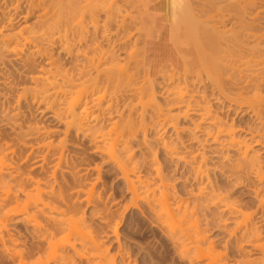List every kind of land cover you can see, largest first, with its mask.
Wrapping results in <instances>:
<instances>
[{"label":"bare ground","instance_id":"bare-ground-1","mask_svg":"<svg viewBox=\"0 0 264 264\" xmlns=\"http://www.w3.org/2000/svg\"><path fill=\"white\" fill-rule=\"evenodd\" d=\"M31 1L33 3V0H30V2ZM37 1L38 0H36V2H35V0H34L35 4L37 3ZM40 1L42 2V0H40ZM51 1H53V0H51ZM61 1L62 0H60V2ZM83 1H85V0H83ZM86 1H87L86 4L89 6H91L90 4H92V2H93L94 4L98 5L97 6V5L92 4L93 7L97 6L100 8V10H102V8L103 9L105 8L106 11L104 10L105 13L103 12L104 17L105 18H106V16H108V17L106 18V21L104 20L105 18L103 19V21L105 22L104 25H106V22L108 21L107 23H109V24H107V27L109 26V28H110L112 25H114V24L116 25L118 23L116 26L114 25L116 30L113 29L114 27L110 28L111 29L110 35L113 34V36H114V34H116L119 31L120 34L123 33V36H122V34L120 36L118 33V35L120 37H122L123 40L121 38L116 39L117 35H116V37L114 36V38H115L114 39L111 35V37L113 38L112 40L114 41V42H111V39H110L111 37H108L110 40V42H109L110 46L112 44V47H111L112 50H111L110 55L108 53V56H107L106 52L108 49H110V46H108V44H107V47H105L107 49H105V50L102 49L103 47L100 48V41L102 43V40H103L102 37L106 36V35H104L105 32H102L104 30L100 29V27H99V24H101V23L99 22V24H96V25L91 24L93 22L96 23L97 20L99 21V19H97L96 16L98 14L102 13L103 10L99 11V8L89 7L85 4H84L85 6H83L82 4L80 6V3L78 2V0L77 1L76 0H70L69 3L66 0H65V2L63 0L62 4L58 1L59 4H61L59 6L60 8L64 6L62 8L63 11L61 9L62 13H60V14L64 13V17L66 16L65 12L67 10H65L66 9L65 5L67 3L69 5V6L68 5L66 6L67 9H69L70 5H72V7H74L73 10L74 9L77 10V11H75V10L72 11V12H76V13H72L70 11L72 8H70L69 9L70 12L69 11L66 12V14L69 12L70 18H71V16L73 17L71 19L73 22L70 20L72 22V24H74V20H77L79 18L84 19L85 16L87 18L90 17V16L88 17L89 14L86 15L87 12L90 13V11L88 10L87 7L93 8V9L96 8L95 10L97 12L95 10L92 11V9H90L92 12V13H90V15L94 14L95 17L94 16L93 17H94V20H95V18L97 19L96 21H94L92 19V15H91L90 19L92 21H88L89 19L88 20L84 19V21H83L84 23H83L82 19H80V23H79V20H77V22H78V24L76 23L77 27H75L73 25L71 26L69 24L70 23V22H68L70 19L69 16H68V18H63V19H67V22H66V20H64L65 22L62 20L63 23L61 21L60 23H57L58 25L55 24L56 19L54 20L55 23L52 22L53 25L55 24V28H57L60 24H61V26L63 25L64 31H65V27H66L65 24H67V23H68L67 28L71 26V28L70 29L68 28V30H72V27H75V30H74L75 32L71 31L70 33L71 34L76 33V35H74V34L72 35L71 39L73 37L74 38L72 40H70L69 43L72 42L73 44L74 43L77 44L76 42L79 40L78 41L79 46L76 45L77 46L76 47L72 44V47H71V44H70L71 49L69 50L68 49L69 46H68L67 48L65 47L66 48L65 51L69 54V56L73 55L74 57L82 58L85 61L82 60L83 63L81 62L82 63L81 65L77 64V67H76V65H74L75 68L71 67L72 69L69 68L70 70L69 69H63L65 67H63L61 65L63 67L62 68L59 65V64H61V63H59V61L56 62L55 58L53 59L52 56H50V53L46 52L47 50H43L45 48V46L43 45L44 48H42L43 43L41 44L40 42H43L44 38H41V40H42L41 41L40 37H42L45 34L46 30H48V31L50 30V32H51L54 29V26H53V29L51 30L52 26H50V25H52V23L49 24L52 21V19H51L50 22H49V20H47V22L44 23V25H49L48 27H50V29L48 27H47L48 29L45 28V26L43 25L42 22H44L43 18H46L45 17L46 15H45L44 11H42L43 16L44 15L45 16L40 17V14H41V12H40L39 18H37V20L38 19L39 20L38 21L35 20L36 23H38L39 27H40V24L42 23L41 24L42 28L41 27L39 29H37L38 27L35 28V26H37V24L35 23V26H33L35 31L33 30L32 26H30L28 28H22L21 27L22 29H20L21 35L23 34L22 33L23 29H24V31H28V32L31 31V32H29L30 35L32 32L34 35L37 30H38L37 33L39 32L40 29H42V32L45 30L43 32L44 34H41L42 32H39L40 36H36L35 38L33 36H30L29 33L25 32L29 36H27L24 33L25 36H27L29 38L33 37V38H31L29 44H33V43H31V41L34 42L33 45L35 46V44H36V48L32 46L31 47L32 50H33V48L35 50L38 49L39 44H40V47L42 48V49L41 48H39V49H41V51L43 50V53L39 49L38 50L40 52L38 50H37L38 53H37V51L35 52L37 55V57H36L37 60H38V57H40L41 59L44 58V60L46 61V67H44L45 64H43L41 62L43 64V66H41V68L44 67V69L43 68L39 69V73L37 75L35 73L36 76L35 75L32 76V80H30V82H34L36 85L39 84L37 86L38 88H40V87L42 88V86H43V88L45 87L47 89H52L53 91L55 90L54 93L56 92V93H60L62 96L64 95L63 96L64 100L66 99V97L71 95L70 97H68V99L72 97L71 100L69 99L70 101H68V103L66 102L68 99L64 101L67 103V105L64 106V108L61 107L63 109L60 108L62 110L61 114L63 116L57 115L58 118L63 117L62 119L66 123L65 126L67 125V127L69 129H71V128L75 129L74 131H76L77 133L76 132L75 133L73 132V133L76 135L78 133L82 134V133L86 132V134H84V135L82 134V136L87 137V135H88L87 131H89L87 129H90L91 132L89 131L88 133L91 134V136L93 137V140L95 139L94 136L96 135L95 137H97V139L94 140V143L97 144V146H96L97 148L95 147L97 149V151H95V152L96 153L99 152L101 154H104L106 156V160L111 162L112 164H114L115 167H117L119 173L121 174V176L123 178V181L126 184V189L128 190V193L131 194L130 200L132 201V207H134V209H135V208H139V206L141 205V206H145V208H147L148 214L151 215V219L153 220V224L154 225L156 224L157 227H160L162 230H164V232L166 233V236L168 237V240L172 243L174 250H176L177 256L180 257L179 258L180 262L181 261H182V263L185 262V264H264V258H262V257H264V28L262 29V27H261V25H262L261 21L264 20V8H263L264 4H263L262 0H234V1L229 2V3H228L229 0L228 1L225 0V2L228 3L227 6H228V10H229V12H228L229 15L227 13V11H228L227 6L222 5V8H223L222 9L219 4L217 7L216 6L217 3H216L215 4V6L217 7V9H216V7L213 5L214 1H210V0H208V1H206V0H203V1L202 0H168L167 4L162 3L159 0H86ZM96 1H99V4L101 6H99V4L96 3ZM195 1H201V4H203L202 2L205 1L203 4L204 7H202V6L196 7V8H198V11H197L195 8H193L194 7L193 4L194 5L198 4V6L201 4H199L200 2L194 3ZM27 2L28 1L26 0V4H27ZM41 2L38 1V4H36V7H37L36 10L37 11H38V8L41 9V7H39ZM207 2L209 4H212L213 6L212 5L209 6ZM17 3H18V1H17ZM32 3L30 4V6H32L31 11L29 10L30 7L29 8H28V6H25V7H27V9L30 12L34 13L36 10L33 11L34 10L33 7L34 8H36V7ZM42 3H41V5H43V7H45L44 3L43 4ZM64 3H66V4H64ZM24 4H25V2H24ZM47 4H49L48 1H47ZM50 4H52V3H50ZM138 4H140V5H138ZM205 4H207L206 8H205ZM28 5H29V2H28ZM58 5L56 4V6H58ZM13 7H12V9L14 10ZM47 7H49V6L47 5ZM81 7H83L84 12L87 9L86 13L83 12L85 14L84 17H82L83 13H81V12L83 10H81L82 9ZM138 7L140 9H138ZM201 7H202V9L203 8L206 9V10L202 11V13L204 15L199 13ZM211 7H212V11H213V7H215L214 9H216V10H219V8H220L223 11L219 10L218 12H221V13L223 12L224 15H225L224 7H226V9H225V11L227 10L226 15H228L229 18L227 16H224L223 14H222V17L224 16L223 18L227 17L229 19L231 29L224 31V29L221 28L222 31L217 32V31L213 30L214 32L212 31L210 33V30H212V29L217 30V27H219V26H217L216 28H214L215 26L211 25V23H212L211 21H214L213 20L214 17L218 16V15H215L213 17L212 15H214V14H212V15L208 14L211 12ZM15 8H16V6H15ZM49 9H52V8L49 7ZM55 9H56V7H55ZM194 9H195V11H194ZM29 11L27 12L28 14H26L27 16L30 15ZM53 11H54V9H53ZM55 11L60 12L59 8L56 9ZM98 11H99V13H98ZM114 11H115V13H114ZM136 11H137V13H136ZM166 11H167V13H166ZM94 12H96L97 15ZM213 12H216V14H219L215 10ZM12 13H15V12L13 11ZM77 13L78 14L81 13L82 16L79 15L80 17L77 18L78 17ZM119 13H121V14L123 13L124 16H120ZM134 13H136V15H134ZM19 14H20V12H19ZM47 14H49V13H47ZM73 14H76V15H74L75 19H74ZM3 15H5V14L3 13ZM195 15H196V17H195ZM208 15L211 16L213 19H211V17L208 18ZM220 15L221 14H219V16H218L219 19H220ZM52 16H53V14H52ZM57 16L59 18V13L57 14ZM197 16L198 17L206 16V18H208L207 22L210 21L209 19H211V21L209 22L210 27L209 26L207 28L204 27V25H208V24H206V22H205V24L203 23V19L205 17H203V19L201 17V19H202L201 20L202 22H201V21H198V20H200V18L197 19ZM11 17H13V16H11ZM14 18H15V16H14ZM48 18H46V19H48ZM98 18H100V17H98ZM168 18L171 20L170 22H172V23H170V24H172L174 26V28H173L174 30L176 29V31H178V30L180 31V28H182V29L184 28L181 31L182 36L180 34H179V36L175 35V36H177V40H176L177 42H175V43H178L177 46L179 44L183 45V46H181V49H185V52H187L186 53L187 55H186L185 53H183L184 50H182L183 55H185V56L191 55L190 58L187 57L188 59H190V62L188 61L190 64H186L185 67L188 69L185 72H184V67L182 70L179 69L178 64H177V62H178L177 59H175L174 57L166 56L167 52H165V51H170V48H171V47L167 48V45H168V42L170 39L167 42L166 31L168 32V28H166L165 24H167L166 19H168ZM206 18H205V20H206ZM217 18L215 17V19H217ZM16 19H18V18H16ZM20 19H23L22 21H24L26 19V16L25 17L23 16V18H20ZM20 19L18 20V22L20 21ZM60 19H59V21H60ZM13 20L14 19H11V21H13ZM41 20H42V22H40ZM85 21H86V23L90 22V24L89 23L86 24ZM115 21L116 22L119 21V22L116 23ZM221 21H223V20H221ZM57 22H58V20H57ZM81 22L83 23V25L84 24L89 25V26H87V27H89L88 31L92 25H94L96 28H97V26L99 27L100 30L97 28L99 30V34L103 33V35H104V36H102V34H101V40H100V35L98 34L99 35V39H98L99 43L96 40V38H98L97 33L91 32L94 30L93 26L91 27L92 30L90 29L91 30L90 33L91 34L93 33L94 36L96 35L95 37H93V34H92L93 40L91 39L92 41H90V39H89V41H90V43H89V41H87V39L89 37L86 39V37L89 35H87L86 37H82V36H85V35H82V33L87 34V32H86L87 27L85 28V30H86L85 31L83 29L85 26H83ZM112 22H114V23H112ZM126 22H131L132 25L130 23L129 24L132 27L134 26L133 23H135V25H136V23H138L137 24L138 26L137 27L135 26V28H137V29L134 30V33H136V36L132 34V32H133L132 30L130 33L129 30H130L131 26H129V24H128L129 28H127V29H129L128 30L129 32H127L126 30L124 31V28L126 26ZM199 22L201 23L200 25H199ZM217 22L220 23V20ZM7 23H9L8 26L13 25V23L10 22V19L8 20ZM7 23L3 24L4 26L1 25L3 29H4V27L6 29H8V27H6ZM10 23H11V25H10ZM202 23H203V26H202ZM146 24L149 25L150 27H147ZM220 24L222 25V23H220ZM79 25H82V26H80V28L82 27L81 29H83L85 32H82L83 30H81L79 28ZM139 25H140V28H138ZM217 25H219V24L217 23ZM234 25L237 26L235 28L237 30L234 29ZM61 26H59V27L61 28ZM144 26L149 28L148 32H147V29H145L146 27H144ZM199 26H201V29L199 28ZM29 28H30V30H27ZM76 28L80 29L79 32H77L78 30ZM209 28H211V29L209 30ZM120 29H122V30H120ZM132 29H134V28H132ZM203 29L205 32H203ZM20 30H18V31L20 32ZM107 30H108V32L105 29V31L108 33L107 34V36H108L109 35V29H107ZM114 30L116 31V33ZM199 30H200V32H199ZM208 30H209V32H208ZM1 31H3V30H0V43H1V46L4 47L5 45L10 44V42L12 41V37L8 36L6 34L3 35L1 33ZM48 31H46V32H48ZM111 31L113 33H111ZM120 31H123V32H120ZM145 31L147 33H145ZM124 32H126V34ZM13 33H14V31H13ZM79 33H81V34H79ZM140 33L143 36H141V35L138 36ZM174 33H176V32L174 31ZM208 33H209V35H208ZM15 34H16V36H15L16 39H15V37H13V41L16 40L18 43H20L19 44L20 47H23V45H25L26 43L28 44V40H27L28 38L25 36H24L25 39L27 38L26 39L27 42L24 39L26 43L24 42L21 45V42L19 41L20 40L19 38H21V37L24 38L23 37L24 34L22 36L20 35V33H19V35H17V33H15ZM60 34H63V33H60ZM127 34L128 35L132 34V35H130V37L133 36V37L137 38V39L134 38L135 40L132 39L134 41V44H132L133 41L126 40V38L127 39L130 38ZM45 35L48 36L47 33ZM107 36H106V38H107ZM125 36H127V37H125ZM180 36H181V38H180ZM17 37H19V38H17ZM37 37H39V38H37ZM76 37L78 39H76ZM22 38H21V40H23ZM62 38H63V36H62ZM183 38H186V40L184 39L182 41ZM32 39H34V41ZM47 39H48V37H47ZM47 39H44V40L50 41L49 39L48 40ZM65 39H67V38H65ZM74 39H76V40L73 42ZM94 39H95L96 43L94 42ZM179 39H181V40H179ZM35 40H36V42L39 41L38 45L35 42ZM108 41L106 39V42H108ZM122 41H124V43L127 42L129 44V45H126L123 43L125 45V47H123L124 45L122 46L124 49L127 48L126 46H128V49H126L125 51L127 52V50H128V52H129V51L134 49L133 52L125 54V52L123 51L122 55H121L122 52L117 53L118 50L121 51L123 49V48H121ZM64 42H66V40ZM129 42L131 43V45H133V47H131L133 49L130 48V50H129V46H131ZM173 42H174V40H173ZM62 43L63 42H61V44ZM69 43L67 41V43L65 45H67ZM15 44H16V42L13 45L15 46ZM29 44H28V46H31ZM98 44H99V46H98ZM187 44H189V47H186V46H188ZM7 47H6V50L8 49ZM25 47L28 48L27 46H25ZM25 47H23V48H25ZM97 48L98 49L100 48V50H102L101 51L102 53L105 51L106 54L105 53H103V54L107 57H110V59H108V58L107 59L111 60V62L112 61L114 62V63L110 62L111 64H114V65H111L112 67H110L109 62H107L106 65L107 66L109 65V66L108 67L106 66L107 69H106V67H105V69H103L104 68L103 63H105L107 61V59L105 56H103V54L101 55V53H100V56L98 53H96V55L93 54L94 52L98 51ZM164 49H166V50H164ZM186 49H187V51H186ZM17 50H19V49H17ZM33 51H32V53H33ZM178 51H181V50H178ZM91 52H93L92 53L93 55L92 54L91 55L94 56L97 61H95L94 57H92L90 55ZM189 52L193 53V55ZM14 53H16V52H14ZM29 53H31V51ZM18 54H16V56ZM124 54H125V56H123ZM31 55H33V54H31ZM88 55H90L91 57L88 58ZM96 56L99 58H97ZM120 56L124 57V59L128 58L127 60H124L121 58L125 62H122V61H120V62H122L121 64L124 63L125 66H123V65L119 66L117 64V61H119L118 57H120ZM103 57H104V60L106 59L105 62H103L104 60L102 61ZM30 58H31V56H30ZM34 58L35 57H33L31 59H34ZM91 58L94 59V61H90V65L85 64V63L89 64V60H91ZM187 58L185 57L184 59H186V60H184V61H187ZM41 59H40V61H44ZM129 59H131L132 61L133 60L135 61V62L133 61V63H135L136 67L131 65L132 62H129ZM26 60H27V58H26ZM28 60H30V59H28ZM34 60H36V59H34ZM194 60L196 61L195 64L193 62V64L191 65V63H192L191 61H194ZM74 61H76V59ZM77 61H78V58H77ZM126 62H127V64H126ZM165 63H168V65L167 66L164 65ZM128 64H129L130 69L135 68V71H133L134 69L133 70L131 69V71H133V73L137 72V73H134V75H136V76H134V75L132 76L131 72H129V74L127 73L128 72V70H127ZM183 64H185V63H183ZM187 65H188V67H187ZM193 65L194 66L196 65V66L192 67ZM197 66H199V67H197ZM101 67H102V69H101ZM126 67H127V69H126ZM141 67L144 69L145 75H146L145 76V75L141 74V77L145 76L146 79L148 77L150 82L148 81V79L146 80L144 77L143 78L139 77V73H140L139 71L142 70ZM200 67L202 70H200ZM38 68H40V67L38 66ZM137 68H140V70H138ZM191 68H193V69H191ZM195 69L199 70V72L196 71ZM179 70H180V72H183V74H184L183 76L181 73L177 74V72H179ZM192 70L193 71L195 70V72H197V73L193 72ZM190 71H192L196 75L193 74L191 76L192 73L189 74ZM169 72L170 73L176 72V73L173 74L174 76H172V74H170ZM141 73H143V71H141ZM202 73L203 74L205 73L204 75H206L205 76L206 78H204L205 81H204V79H201V77L202 78L204 77L202 75ZM176 74L178 75V78L176 77ZM197 74L200 76L199 78L197 77ZM156 75H159L158 78H160L159 80H161L160 85H163V89L166 88V91L168 90V93H170V95H167L166 94L167 92L164 93V94H166L165 95L166 98H164L165 99L164 102L166 101L167 105L170 106L167 109V105L166 104L164 105V106H166V110H168L167 112H164L163 109L161 108V105H158V103H156V104L152 103L154 106L151 105L150 102L151 101L153 102L155 99V97H153L154 96L153 95L154 89L151 86H150L151 88L148 89V87H146V85L143 83L144 81H146V82L151 83L150 85H152L153 82H151L152 79L150 80V78L154 77ZM137 76H138V79L140 80V82L142 80H144V81H142V84L140 83V85H142V86H140V85L138 86L139 80H137ZM180 76H181V78H179ZM190 76L192 78H194V76H195L196 78H198V80L200 79L199 82L200 83L203 82V86L206 84L205 83L206 79L210 80V82H207L206 86L208 87L209 83H211L212 90H210V91H213V92L215 91L216 95L214 97V94L212 92L211 95H209V96L211 97L213 95L212 97L215 99H213L212 97L211 98L216 103L220 104L226 110V112H227L226 114H228L231 117H229L227 115L222 116V115L218 114L216 111H214L212 109L211 105L209 104L210 103L208 100L209 96L207 97L204 92H203L204 94H201L202 96L200 95V98L198 96L199 93L196 92V90H194L196 92V93L194 92V95L198 93V95H197L198 97L193 95L192 89L195 86V82H196V88L198 86L200 87V85H202V83L200 84L198 81H195L197 79H194V80L190 79V81H191L190 84H187V86L185 88L186 83H189V81L187 79L191 78ZM155 80H158V79H154V81ZM186 81H188V82H186ZM131 84H133V85H131ZM136 84H137V87L135 86ZM153 85H154V83H153ZM170 85L171 86L174 85L176 88H174V86L171 87ZM176 85L177 86L182 85V89L180 88L181 86H179L177 88ZM190 85L191 86L194 85V86L191 88ZM132 86H134L136 91H137V89H138V91H140V92H137L138 94L140 93L138 96L136 95V91L134 90V88H132ZM206 86H204L203 88H205ZM35 87L36 86H34V88ZM128 87H130L129 89L131 91L134 90L132 93H131V91L129 93L132 95L135 94L134 97H136V96L138 97V99H137V97L134 99H137L139 103L141 102V100H143L142 102H145L144 104L146 105V107L143 106L144 104L141 102L142 105H141V103L140 104L136 103V104H134V106H133V104H131L132 105L131 106L132 108H131L129 106L130 105L129 100L131 98L130 96H132V95L128 94L130 97L128 100V102H129L128 106H129V110L131 108L130 111L132 113L129 112L127 109V111H126L127 112L126 114H128V116H127V115H125V113L123 111L122 113H124V114L123 115L121 114L123 116V119H124V115L126 116V118L127 117L128 118H127V120H125L126 118L124 119V121L122 120L123 123L120 121L121 122V123H119L120 125H118L115 122H112L113 125L108 124L109 125L108 128L110 126H112L110 128V131L107 128L109 133H106V132H108L107 130L106 131L104 130L103 132L105 133V135L110 134V133L112 135H110L109 137H106L103 134V132H100V130H102L100 125L103 126L104 124L103 123H102L103 125L97 124L98 127L93 126V124L97 123V122L101 123V121H103V120H101V121H99V120L104 118V117L101 118V116L103 115L102 113H105L106 110L104 112H102L101 114H100V111L101 110L103 111L104 109H108L110 111V109H111L110 106L115 105L116 99H118V100H116L117 103H118V101H120L119 96L121 97V95H120L121 92L124 93L126 88H128ZM145 87L148 89V90L146 89L148 93H146V90H144ZM167 87H169L171 89H167ZM41 88L38 90L39 91L41 90L42 93L45 92V89H43V88L41 89ZM112 88L114 90H112ZM183 88L186 89L185 90L186 92L184 91L185 93H183V91H182V90H184ZM190 88H191L192 93L188 92ZM211 88L209 87V89H211ZM177 89L179 91L181 89V91L180 92L176 91ZM28 90H29V88H28ZM28 90H27V92H28ZM32 90H31V92H34L36 89L35 90L32 89ZM111 90H112V92H111ZM95 91L97 93H94ZM113 91H115V92L117 91L119 93V96H116V95H118L117 92H116L117 94L115 93V96H114ZM109 92H111L113 94H111ZM181 92H182V94H181ZM34 93H36V92H34ZM126 93H124V96L127 95ZM145 93L149 97H145V95H146ZM171 93H173L172 96H171ZM187 93H189V94H187ZM102 94H103V96H105L107 94L108 97L107 96H105V97H107L108 98L107 100H109V102H110L109 103L107 101L108 104L105 105L107 107H104L103 109H102L103 105H102V107H100L101 106L100 104H102L101 99H103V100L105 99L104 97H102ZM49 95H51V94H49ZM91 95H94V96L97 95V97L99 95H101V98H98L99 102L100 101L101 102L99 103L97 100V97H93ZM111 95L114 98V100H113V98L109 99V98H111ZM140 95H142V97L143 98L145 97V98L144 99L142 97L140 98ZM89 97L95 98L96 102L92 101L93 102L92 103L90 101ZM93 98H92V100H93ZM146 98H148V99L146 100ZM88 99L91 102L90 104H89ZM134 99L132 96L131 100H134ZM149 100H151V101H149ZM104 101H106V100H104ZM62 102H63V100H62ZM94 103H97L96 108H94L95 106H93L92 107L93 109L91 110L90 109L92 106L91 104L95 105ZM98 103H99V105H98ZM111 103H114V104L112 105ZM132 103H133V101H132ZM87 104H89V105H87ZM137 104L140 105V109L142 108V110H143V107H144V109H146V111H148L150 113L147 114L148 112H146L145 110H143V111L141 110L139 113V111H137L138 108H135V107H137L136 106ZM116 105L118 106V104H116ZM148 105H151L153 108L150 109L151 107H148ZM62 106H63V104H62ZM125 107H127V106L125 105ZM148 108L150 109V111ZM172 109H174L175 111H172ZM93 111H95L96 113ZM57 112L60 113L61 111L57 110ZM145 114H147V115H145ZM119 115H120V113H119ZM131 116H132V118H131ZM137 116L140 117V120H138L139 118H137ZM147 116L149 118V122L148 121L145 122V119H146L145 117H147ZM135 117L137 119H135ZM193 117L196 118V121H195L196 123H194V125H192V128L189 130V131H191L190 134L193 137V138H189V140L190 139H191V141L192 140L193 141L198 140V143H200L201 148L199 150H196V152L193 150L186 149L187 147H184L185 146V145H183L184 142H182L183 139H179V137H178L179 133H180V129H179L180 127L178 125L179 119H181V118L185 119V120L190 119L193 122V119H191ZM133 118H134V120H137L139 122L136 123L137 121L135 122L133 120ZM89 120L90 121L92 120L94 122V123L93 122L91 123L92 124L91 126L89 124ZM237 120H239V121H237ZM104 121H106V120H104ZM114 124L118 125V128L120 131L117 130L118 129V128H116L117 125H114ZM94 125H96V124H94ZM113 126L116 129H114ZM90 127H92V128H90ZM68 128H66V129H68ZM94 128H96L97 132H100V133H96V132H94L95 134L92 133L94 131L93 130ZM166 128L171 129V131L174 132V135L177 138L175 139L176 142L174 141V143L171 141H166V140L165 141L163 140L162 142L160 141L159 143H157L160 146L159 149L161 151V154H163V156H165L166 159L169 160V163H171L173 165L174 170H176V169L177 170L178 169L184 170V172L188 174L187 179L191 180L192 182H194L197 185L195 189H190L186 192L179 193L178 190H176V187L174 184L175 182H171V178H172L171 175L172 174L169 175L167 173L169 176L167 174H165L166 170L164 171V168L161 167V165L157 161V158L155 155L156 150L153 151L154 150L153 147L151 149L147 145L148 142H147V144L145 142L146 140L144 137L147 133V130H149V129L150 130L151 129H157V130L162 129L163 130ZM96 129H95V131H96ZM104 129H106V128H104ZM112 130H114V131H112ZM116 130H117V132H116ZM40 131H42V133L41 132L39 133V131L37 129L36 134L38 135V133H39V134L44 135L47 130L46 129L41 130V128H40ZM140 131L142 134L146 132L145 134H143L142 140H144V141H141L140 144L148 147V150H147L148 155H147V157L144 158V161H143L144 164L139 162L140 164H143L142 165L143 167H139V164L136 163L138 161H135V163H133V161L131 159V156H132L131 151L132 150H130V146H129L130 142L133 139H135L136 135H138L137 133H140ZM182 131H183V129H182ZM182 131H181V133H182ZM52 132L54 133V131H51L50 133H52ZM112 132H114L115 134ZM50 133L47 132V135L46 134L45 135L48 137V135H50ZM66 133H68V132L66 131ZM101 133H102V135H100ZM97 134H99V135L97 136ZM64 135H66V134L64 133ZM113 135H114V137H113ZM115 136H117V137H115ZM40 137H42V136L40 135ZM51 137H52V135H51ZM107 138H109V139H107ZM43 140H41L42 141L41 143L36 144L37 145L36 147H38V145H39L41 149L43 148L42 150H39V151L42 152L43 150H45V152H46V153L44 151L42 152L43 155L45 153L44 158H42L43 155L41 153L42 157H40L39 162L44 163L46 158L51 160L52 158H54L58 154L57 158H54L53 161L51 160L52 162H54L53 163L54 167L52 168L53 171L50 174V177L53 179V182H55L57 184L58 181H57V179H55V176L59 172L58 168L60 167L62 162L66 163V160H64V158H63V157H65L64 156L65 155V153H64L65 146H64V144H62L63 141L61 143L60 140L57 143V145L52 144V142H50L49 140H48L49 142L46 141L47 139L45 140L46 143H44ZM35 141H36V139H35ZM155 142H157V141H155ZM42 143L44 144L43 147L41 146ZM207 143L208 144L209 143L214 144L215 146H217L215 149H213V152H212V155L214 157H216V158L218 157V159L227 160L228 162L230 161V163H231V164L228 163V165L220 164L219 166L216 167V169L221 173V175L225 176L227 181H229L231 183V186L233 189L245 187L249 193L247 195V197L254 200V202H253L254 204L246 203V202H243V201H240V200L234 198L232 191H227L226 187L222 186L218 180H215V179L213 180L208 176L209 170L207 169V167H208L207 166V160L204 157V153L199 154L201 151H203L204 145ZM27 144H28V142H27ZM27 144L25 142V147L23 146L24 144H22V147L25 149L27 147L26 146ZM28 147H29L28 151L29 150L31 151V149H30L31 147L30 146H28ZM32 148H35V147H32ZM37 149L38 148H35V150H37ZM35 150L33 149V151H35ZM33 151H32V153H33ZM50 152H55V153H54L53 157L51 156L49 158V155L51 154ZM63 153H64V155H63ZM148 156L150 158L149 160L147 159ZM39 162L37 161L35 163L36 166L34 165V163L32 165H30V168H31V166H33L32 169H29L28 168L29 166H28L27 169H29V170L27 172L21 173V171L27 170L24 168L25 170L22 169L19 172L15 170L16 173H15V171H13L15 173V175H12L11 174L12 172L9 174L10 178H14V179L18 178V180H19L18 184L16 185L17 187L15 186L16 187L15 193L11 192L14 188H10V186L7 183L3 182L4 177L2 176V174H0L1 175L0 176V198L2 197V199L0 200V209H2L4 207V210H5L3 212L4 216L0 219V241L2 242V245L4 244V242L9 243L8 245H11L8 247V251H9V248L12 247V248H10L11 251H9V252L7 251L8 252L7 253L8 258H12L14 261L13 262V261H11L12 259L11 260L9 259L10 262L11 263L13 262L12 264H75L71 260H70L71 262L69 261L70 262L69 263L67 258H73L74 256H76L77 257L76 259L79 260L78 264H114V261L112 259L113 256L112 257L109 256L108 250L104 246V243L102 241H100L98 239V237H96V238L89 237L88 232H85L87 225H85L86 223L84 222V217L81 214L82 212L79 211L80 208H79L78 201H77V199L80 197L79 195H83V193L81 191H79V192L75 191L76 193L74 195H76V197H78V198H76V197L74 198V195L71 193L70 198L71 199L74 198V200H72L71 202L66 201V200H68V197H65L66 194L64 195V192H62L61 189L58 188V190H56L54 188V185H56V184L51 182L52 181L51 178H49L47 176V178H49V180L46 178H45L46 180L45 179L43 180V178H42L43 176L41 178H39L42 174L41 175L37 174L39 177H37V175L35 177V173H34L35 171L33 172V170H36L37 167L40 168L42 165L44 166V164L46 163L45 162L44 164L42 163V165L41 164L39 165ZM67 164H69V163H66L65 166H67ZM140 169L143 171H140ZM37 170H39V169H37ZM57 170H58V172H57ZM69 170L73 172V170H71V169H69ZM69 170H66V172ZM70 171H69V174H70V177L73 178V181L76 177L80 179V176H81L80 171H78L80 174L78 173L77 176H76V174H71L72 172L70 173ZM56 172H57V174H56ZM74 172H77V170ZM98 174H99V172H98ZM78 175H80V176H78ZM81 178H83V176ZM79 179H77V181H79ZM187 179H186V181H187ZM50 182H51V184L53 183L54 185L52 186L50 184ZM187 182H189V181H187ZM84 185H87V184H84ZM74 186H76V185H74ZM88 186H90V185L88 184ZM88 186H87V188H88ZM26 188H28V189H26ZM89 188H91V189L88 190L87 192H85V194L87 195L86 200H84V198H83L84 201H87V206H88V204H91L90 203V199H91L90 196H91V193L93 192V190H92L93 187L90 186ZM78 190H81V189H78ZM80 192H81V194H79ZM18 194H21V196L23 194V197L19 198ZM83 197H85V195H83ZM183 197H185L186 199H184ZM251 205H253L252 207H254V211H252V213L249 212L247 214L246 211H247V209H249V206L251 207ZM101 206H102V204H101ZM105 207H106V205H105ZM127 207H130V206L127 205ZM126 208H125V210H126ZM106 210L109 211V209H106ZM106 210H103V211H106ZM122 210L125 212L124 208ZM252 210H253V208H252ZM202 212L203 213L204 212L210 213V215L213 216V219L210 222L215 224L214 227L215 228L217 227L216 230L218 229V230L222 231L223 233L228 234L229 238L231 239V241L229 239L231 244H232V240H233L232 246H230V247L228 246V248H227V243H226V245H225L226 247L225 246H224V248L222 247L223 250H220V249L218 250L215 247L216 245H214L215 242L214 241L212 242V240L210 241L209 238H207V236L205 235L206 233H204L205 230L203 231L201 223L203 221H205L204 224L208 225L209 220H207V217L205 215L201 214ZM109 213L111 214L112 212L110 211ZM106 215H108V214H106ZM101 216H102V214H101ZM202 218H204V220ZM13 222L14 223L19 222L21 224H25L27 228H30L31 232H29V233L33 235L32 240L34 239L38 242V245H36L34 250L32 249L33 250L32 252H29L31 249L29 251H27V247L22 248V249H20V247H19V249L17 248L19 241L14 237L13 234L8 232V230L6 229V225L8 223L10 224ZM228 225H231L232 228L229 227L230 228L229 229ZM116 229H117V227H116ZM111 234L117 236L115 232H113ZM57 236H58V239H57ZM69 237L70 238L73 237L74 241H71V239H70L71 242H69ZM87 238H89V239H87ZM42 243H44L46 245V248H45V245H43ZM39 244L43 245V246H41L43 251L46 250L45 252L41 251L44 254V256L43 257H36L32 261V259L30 260L29 257L30 256L32 257V254H35L33 256H36V253L40 252L41 247ZM28 248H32V247H28ZM5 250H6V248H5ZM70 251H72L73 255L69 254V253H71ZM234 252L237 253V254L236 253L235 254L239 257V260L233 259V258H236V256L235 257L233 256ZM256 253H259V254H257V256L260 255L261 253H263V255L261 254L262 257L258 258L256 256H254V255H256ZM231 254H232L233 258L231 256ZM123 257L124 256H121V261H120L121 264H129V261L126 263L124 261ZM42 258H44V259H42ZM66 259H67V261H66ZM7 262H8V260H7Z\"/></svg>","mask_w":264,"mask_h":264},{"label":"rangeland","instance_id":"rangeland-1","mask_svg":"<svg viewBox=\"0 0 264 264\" xmlns=\"http://www.w3.org/2000/svg\"><path fill=\"white\" fill-rule=\"evenodd\" d=\"M9 1V2H8ZM17 1H18V3H17ZM21 1V2H20ZM25 2V4H24V2ZM0 0V30H3V31H1V33L4 35V34H6V35H8V36H11L12 37V41H13V37H15L16 36V34L15 33H17V35H19V33H20V35H21V30L20 29H22V28H28V27H30V26H35V23H36V21H38L37 20V18H39V14H40V12H41V14H40V17L41 16H43V12L42 11H44V13H45V17L46 18H48V19H46V18H43L44 19V22H42V20L40 21V22H42L43 23V25H44V23H46L47 22V20H49V22H50V20L52 19V21L49 23V24H51L52 22H54V20L56 21V23L55 24H57V23H60L62 20L64 21V20H66V22H67V19H63V18H68V16H69V12L71 11H77L76 9H74L73 10V8L74 7H72V5H70V8H72L70 11H69V9H67V5H68V3L70 2V0H66L68 3L66 4V3H64V4H66L65 5V10H67V11H69L67 14H66V12H65V17H64V13L63 14H60V13H62V11H63V7H59L61 4H62V2H63V0L60 2V0H53V1H51V0H42V2L44 3V6L45 7H43V5H41V1L40 0H38L39 2H41L40 3V6L39 7H41V9L40 8H38V11L36 10L37 9V7H36V4H38V1H37V3L35 4V2H36V0H35V2H34V0H33V3H32V1L30 2V0H27L28 2H29V5H28V2H27V4H26V0ZM47 1H48V3L49 4H47ZM61 3V4H59V2ZM77 1V0H76ZM86 1V0H85ZM85 1H83V0H78V2L80 3V6H81V4L83 5V6H85V5H87L86 3H87V1L85 2ZM159 1H161L162 3H165V4H167V2H168V0L166 1V0H159ZM203 1V0H202ZM206 1H208V0H206ZM210 1H214V6H215V4L217 3V7H218V4L221 6V8H222V5L223 6H227V4L229 3V2H232V1H234V0H226V1H228V3H226L225 2V0H210ZM46 2V3H45ZM64 2H65V0H64ZM199 3V4H201V1H195L194 3ZM205 2V1H204ZM204 2H202L203 4H204ZM262 2H263V4H264V0H262ZM33 4V5H35V7L36 8H34L33 7V11H35L34 13H32V12H30L32 9V6H30V4ZM42 3V4H43ZM50 3H52V4H50ZM55 3V4H54ZM96 3H98L99 4V1H96ZM101 3V2H100ZM208 3V2H207ZM211 3V2H210ZM221 3V4H220ZM56 4L58 5V6H56ZM85 4V5H84ZM89 4V3H88ZM92 4H94L93 2H92ZM92 4H90L91 6H89V5H87V6H89V7H93V5ZM203 4H201V5H199L198 6V4H193V8H195L197 11H198V8H196V7H200V6H202V7H204V5ZM225 4V5H224ZM18 5V6H17ZM47 5L50 7V8H52V9H49V7H47ZM94 5H97V4H94ZM136 5V4H135ZM138 5H140V4H138ZM206 5L207 4H205V8H206ZM208 5L210 6V5H212V4H209L208 3ZM212 5V6H213ZM14 6V7H13ZM15 6H16V8H15ZM25 6H28V8L30 7V11L27 9V7H25ZM52 6V7H51ZM54 6V7H53ZM69 6V5H68ZM98 6V5H97ZM97 6H94V7H96V8H99V7H97ZM99 6H101L100 4H99ZM215 6V7H216ZM12 7L14 8V10L12 9ZM43 7V8H42ZM55 7H56V9H58L59 8V10H60V12L59 11H55L56 9H55ZM58 7V8H57ZM89 7H87L88 8V10L90 11V13H92L91 12V10L90 9H92V11H94L95 9H93V8H89ZM202 7H201V9H202ZM208 7V6H207ZM215 7H213V11L215 10V11H219V10H221L220 8H219V10H216L217 9V7H216V9H214ZM11 8V9H10ZM19 8V9H18ZM46 8V9H45ZM82 9L81 10H83V7H81ZM263 8H264V5H263ZM43 9V10H42ZM53 9H54V11H53ZM61 9H62V11H61ZM85 9V8H84ZM138 9H140L139 7H138ZM195 9H194V11H195ZM200 9V11H199V13L200 14H203L202 13V11H204V10H206V9H202L201 10ZM209 9V8H208ZM207 9V10H208ZM223 9V8H222ZM225 9H226V7H224V12H225V15H224V13L222 12H218L219 14H221L220 15V19H219V14H216V12H213L212 11V7H211V12L210 13H208L209 15L211 14H214V15H212L213 17L215 16V15H218V16H215L217 19H215V17H214V19L211 17V16H209L208 15V18H210L211 17V19H213L214 21H211V19H209L212 23H211V25L213 26H215L214 28H216L217 26H219V27H217V30L216 29H212V30H210L211 28H209V30H210V33L213 31V30H215V31H217V32H219V31H222V29H224V31L225 30H228V29H231V25H230V22H229V17H228V15H229V10H228V6H227V13H228V15H226V11H225ZM9 12H8V11ZM16 10V11H15ZM30 12V15H26V14H28L27 12L28 11ZM47 10V11H46ZM50 12H49V11ZM80 10V11H81ZM87 10V9H86ZM86 10H85V12H84V10L81 12V13H86ZM98 10V9H97ZM103 10V11H102ZM102 10H100V8H99V11H102V13H100V14H98L97 15V11L96 12H94V13H96V18L97 19H99V21L95 18V20H94V17H95V15L93 14H91L92 15V19L94 20V21H96L97 20V22L95 23V22H93V23H91V24H99V22L102 24H99V27H100V29H102V30H104V31H102V32H105V34L104 35H106L107 36V32H108V30L107 29H109V35L107 36V38H106V36H104L103 35V33H101L102 34V36H104V37H102L103 38V40H102V43H101V41H100V48H102V49H107V48H105V47H107V44H108V46H110V40H109V38L108 37H111V35H112V37L114 38V36L116 37V35H117V38L116 39H118V38H121L122 39V37H120L121 36V34H122V36H123V33H119V31L116 33V28L114 27V25H112L110 28H113V29H115L114 31H115V33L116 34H114V36H113V34H111L110 35V28H109V26L107 27V24H109V23H107L106 22V25H104V21H103V19L105 18L104 17V10H105V8L103 9L102 8ZM15 12V13H12V12ZM26 11V12H25ZM99 11H98V13H99ZM106 11V10H105ZM221 11H223V10H221ZM19 12H20V14H19ZM104 12V13H103ZM3 13L5 14V15H3ZM8 13V14H7ZM11 15H10V14ZM19 15H18V14ZM37 13V14H36ZM47 13H49V14H47ZM53 14V16H52V14ZM59 13V18H58V16H57V14ZM72 13H76V12H72ZM81 13L80 14H78V17L77 18H79L80 16H82V17H84L85 16V14L83 13L82 15H81ZM90 13H86V15H88V17L90 16L91 17V15H90ZM114 13H115V11H114ZM136 13H137V11H136ZM136 13H134V15H136ZM166 13H167V11H166ZM195 13V12H194ZM205 13V12H204ZM206 13V14H207ZM71 14V13H70ZM222 14L224 15V16H227L226 18H223L222 17ZM2 15V16H1ZM49 15V16H48ZM74 15H76V14H73V16ZM80 15V16H79ZM107 15V14H106ZM105 15V16H106ZM119 15L120 16H124L123 15V13L121 14V13H119ZM133 15V14H132ZM197 15V14H196ZM196 15H195V17H196ZM204 15V14H203ZM11 16H13V17H11ZM14 16H15V18H14ZM22 16V17H21ZM23 16L25 17L26 16V19L24 20V21H22L23 19H20V18H23ZM43 16V17H44ZM51 16V17H50ZM62 18H61V17ZM94 16V17H93ZM200 16V15H199ZM20 17V18H19ZM53 17V18H52ZM56 17V18H55ZM90 17L89 18H87L86 16L84 17V19H89L88 21H92L91 19H90ZM98 17H100V18H98ZM108 16H106V18H107ZM202 17V19H203V17H205L206 18V16H201ZM201 17H198L197 16V19H199L200 18V20H198V21H201L202 19H201ZM222 17V18H221ZM16 18H18V19H16ZM61 18V19H60ZM69 18H70V16H69ZM73 17L71 16V18L69 19V21L68 22H70L69 24L72 26H75V27H77L76 26V23L78 24V22H77V20H79V23H80V19H82V22L84 21V19L83 18H79V19H77V20H74V24H72V19ZM106 18L104 19L105 21H106ZM205 18L203 19V23L205 24V22H206V24H208V25H204V27L205 28H207L209 25H210V21H208L207 22V20H208V18H206V20H205ZM10 19V22L11 23H13V25H11V23H10V25L12 26H8L9 25V23H7L8 22V20ZM11 19H14L13 21H11ZM20 19V21L18 22V20ZM41 19V18H40ZM59 19H60V21H59ZM74 19H75V16H74ZM117 19V18H116ZM36 20V21H35ZM57 20H58V22H57ZM72 22H71V21ZM115 20V19H114ZM119 20V19H118ZM169 20V21H168ZM220 20V23H222V25L219 23V22H217V21H219ZM221 20H223V21H221ZM226 20V21H225ZM228 20V21H227ZM63 21H62V23H63ZM76 21V22H75ZM171 20L168 18V19H166V23L167 24H165L166 25V28H168V32L166 31V37H167V42H168V40H169V42H168V45H167V48H170V51H165V52H167L166 53V56H169V57H174L175 59H177L178 60V62H177V64H178V67H179V69L180 70H182L183 69V67H184V72L188 69V68H186L185 66H186V64H190L189 62H190V59H188V58H190V56H185V55H183L182 54V50H184L183 51V53H187V52H185V49H181V46H183V45H178L177 46V44L178 43H175V42H177L176 40H177V36H175V35H178L179 36V34L181 35V31L184 29H182V28H180V31L178 30V31H176V29L174 30L173 28H174V26L172 25V24H170V23H172V22H170ZM225 21V22H224ZM263 21V22H262ZM261 21V23H262V25H261V27H262V29L264 28V20H262ZM5 22V23H4ZM39 22V23H40ZM65 22V21H64ZM81 22V23H82ZM116 22V21H115ZM117 22H119V21H117ZM116 22V23H117ZM202 22V21H201ZM214 22V23H213ZM219 24V25H217V23ZM224 22V23H223ZM7 23V26L6 27H8V29H6L5 27H4V29L2 28V26H4L3 24H6ZM27 23V24H26ZM41 23V24H42ZM84 23V22H83ZM83 23H82V25H83ZM85 23H86V21H85ZM87 23H89L90 24V22H87ZM86 23V24H87ZM112 23H114V22H112ZM132 25V23L131 22H126V26H125V28H124V31L126 30L127 32H129L130 31V33H131V30L133 31L132 32V34L133 35H135L136 36V33H134V30H136L137 28H135V26L137 27L138 25V23H136V25H135V23H133V27L130 25V24ZM203 23H202V26H203ZM32 24V25H31ZM37 24V26H35V28L36 27H38L37 29H39L40 27H41V24H40V27L38 26V23H36ZM55 24L53 25V23H52V25H50V26H52L51 27V30L53 29V26H54V29L50 32V30L48 31V30H46V31H48V32H46L45 30V34L47 33V35L48 36H46L43 32H42V29H40L39 30V32H42L41 34H44L42 37H40V40H41V38H44V39H47V37H48V39L50 40V41H45L44 39H43V42H40L41 44H42V48H44L43 47V45L45 46V48L43 49V50H47L46 52L47 53H50V56H52V58L54 59L55 58V61L56 62H58L59 61V63H61V64H59L60 66L62 65L63 67H65V68H63L62 66V68L63 69H69V68H71V67H74L75 68V66L74 65H76V67H77V64L78 65H81L83 62H82V58H79V57H74L73 55L71 56H69V54L65 51L66 50V48L68 47V49L70 50L71 48H70V44H71V47H72V42H70L69 43V41L70 40H72L71 39V37H72V35L74 34V35H76V33H73V34H71L70 32L71 31H74L75 30V27H72V30H68V28L70 29L71 28V26L70 27H68L67 28V24H65V31L63 30L64 28H63V25L61 26V24L59 25V26H61V28L59 27H57V28H55ZM86 24H84L83 26H85L83 29L85 30V28L87 27V26H89V25H86ZM118 24V23H117ZM116 24V25H117ZM128 24H129V26H131L130 27V30L129 29H127V28H129V26H128ZM201 23L199 22V25H200ZM2 25V26H1ZM58 25V24H57ZM56 25V26H57ZM82 25H79V28H80V26H82ZM115 25V26H116ZM145 25V24H144ZM147 25V24H146ZM172 25V26H171ZM221 25V26H220ZM45 26V28H47L49 25H44ZM93 26V31H91L92 30V27ZM91 27H90V29H89V31H88V28L89 27H87V34H83L82 33V35H85V36H82V37H86L87 35H89V36H87L86 37V39H87V41H89V39H90V41H92L93 39H92V34L90 33V31L91 32H95V33H97V35L99 34V27L97 26V28L99 29H97L94 25H92ZM105 28H104V27ZM128 26V27H127ZM211 26V27H212ZM22 27V28H21ZM98 30H96L95 28ZM144 27H146V26H144ZM143 27V28H144ZM147 27H150L149 25H147ZM145 28V29H147V32H148V29L149 28ZM203 27V28H204ZM210 27V26H209ZM237 26H235L234 25V29L236 28ZM2 28V29H1ZM42 28V27H41ZM44 28V27H43ZM44 28V29H45ZM49 29H50V27H48ZM47 28V29H48ZM76 28L78 31L77 32H79V30L82 28ZM104 28V29H103ZM132 28H134V29H132ZM138 28H140V25H139V27ZM199 28L201 29V26H199ZM222 28V29H221ZM32 29V28H31ZM59 29V30H58ZM83 29H81V30H83ZM105 29H106V31H105ZM112 29V30H113ZM142 29V28H141ZM18 30H20V32L18 31ZM27 30H30V28L29 29H27ZM33 30L35 31V29H34V27H33ZM70 33H68L67 31ZM82 31V32H85V31ZM120 30H122V29H120ZM129 30V31H128ZM143 30V29H142ZM209 30H208V32H209ZM235 30H237V29H235ZM13 31H14V33H13ZM17 31V32H16ZM38 31V30H37ZM37 31H36V33H37ZM141 31V30H140ZM174 31L176 32V33H174ZM202 31V30H201ZM207 31V30H206ZM19 32V33H18ZM29 33V32H31V31H24V29L22 30V33L24 34V33ZM39 32L34 36L33 35V32L31 33V35H30V33H29V35L30 36H33L34 38L36 37V36H40L39 35ZM75 32V31H74ZM81 32V31H80ZM91 34H89V33ZM120 32H123V31H120ZM142 32V31H141ZM146 31H145V33H147ZM174 34H173V33ZM178 32V33H177ZM199 32H200V30H199ZM203 32H205L204 31V29H203ZM214 32V31H213ZM10 33V34H9ZM25 33V34H26ZM60 33H63V34H60ZM67 33V34H66ZM111 33H113L112 31H111ZM118 33H119V35H118ZM125 34H126V32H124ZM183 33V32H182ZM22 34V35H23ZM25 34L23 35V37L25 36ZM54 34V35H53ZM65 34V35H64ZM79 34H81V33H79ZM101 34H99L100 35V40H101ZM124 34V35H125ZM132 34H127L129 37H130V35H132ZM172 34V35H171ZM206 34V33H205ZM214 34V33H213ZM13 35V36H12ZM21 35V36H22ZM27 35V34H26ZM29 35H27V36H29ZM59 35V36H58ZM99 35L97 36L98 38H96V40H97V42H98V39H99ZM138 35V34H137ZM143 36L141 33L138 35V36ZM208 35H209V33H208ZM212 35V34H211ZM27 36H25V37H27ZM46 36V37H45ZM62 36H63V38H62ZM65 36V37H64ZM78 36V35H77ZM96 36V35H95ZM94 36V34H93V37H95ZM182 36V35H181ZM181 36H180V38H181ZM20 37V36H19ZM19 37H17V38H19ZM25 37L24 38H22L23 40L25 39ZM33 37H31V38H33ZM60 37V38H59ZM80 37V36H79ZM110 38L111 39V42H114L112 39L113 38ZM125 37H127V36H125ZM21 38H19L18 40L21 42V45L25 42V40L27 39L28 40V44H29V42H30V40H31V38H29V37H27L24 41L23 40H21ZM37 38H39V37H37ZM36 38V39H37ZM65 38H67V39H65ZM70 38V39H69ZM81 38V37H80ZM137 39L136 37H130L129 39H127L126 38V40H128V41H133V40H135V39ZM139 38V37H138ZM15 39H16V37H15ZM47 39V40H48ZM63 41H62V40ZM76 39H78L77 37H76ZM76 39H74L73 40V42L76 40ZM92 39V40H91ZM106 39H107V41L108 42H106ZM115 39V38H114ZM133 39V40H132ZM186 40V38H183L182 39V41L183 40ZM27 40H26V42H27ZM33 41H34V39H32ZM38 40V39H37ZM66 40V42H64ZM123 40V39H122ZM173 40H174V42H173ZM179 40H181V39H179ZM10 42V44L9 45H5L4 47L3 46H1V43H0V174H2V176L4 177V181L3 182H5V183H7L9 186H10V188H14L11 192L13 193H15V189H16V185L18 184V182H19V180H18V178H16V179H14V178H10L9 177V174L11 173L12 175H15V173H16V171H21L22 169H27V167L29 168V169H32V167L33 166H31V168H30V165H32L33 163H34V165L36 166V162L38 161L39 162V159H40V157H42L41 156V153L44 151L45 152V150H43L42 152L41 151H39V150H42L41 148H40V146L38 145V147H36L37 145V143L39 144V143H41L42 141L41 140H43V142L44 143H46L45 142V140L46 141H50V142H52V144H54V145H57V143L59 142V140H60V142L62 143V141H63V143L62 144H64V146H65V151H64V153H65V155H64V153H63V155L65 156V157H63L64 158V160H66V163H69V164H67V166H65L66 165V163L65 162H62V166L60 165V167L58 168V170H59V172H58V170H57V172H58V174H57V172H56V176H55V179H57V184L55 183V182H53V179L50 177V174L52 173V171H53V167H54V162H52L53 161V159L54 158H57L58 157V154L54 157V158H52L51 160L50 159H48V158H46L45 159V161H44V166L42 165V163L41 162H39V165L41 164L42 166L39 168V167H37L36 168V170H33V172L35 173V177H36V175L38 174V175H41L40 177L37 175V177H39V178H41L42 176V178H43V180L46 178V179H48L49 180V178H51L52 179V181L51 182H53V183H55L56 185H54L53 183L51 184V182H50V184L53 186L54 185V188L56 189V190H58V188L59 189H61L62 190V192H64V195H65V197H68V200H66V201H68V202H71L72 200H74V198L76 197V195H74L76 192L75 191H81L82 193H83V195H85V197H83V195H79L80 197L78 198V197H76V198H78L77 199V201H78V205H79V208H80V212H82L81 214L83 215V217H84V222L86 223L85 225H87V228L85 229V232H88V235H89V237H94V238H96V237H98V239L100 240V241H102L103 243H104V246L106 247V249L108 250V254H109V256H113L112 257V259H113V261H114V264H121V256H124L123 257V259H124V261L127 263L128 261H129V264H133L134 262V264H136L137 262V264H185V262L184 263H182V261L180 262V257L179 256H177V252H176V250H174V247L172 246V243L168 240V237L166 236V233L164 232V230H162L160 227H157V225L155 224H153V220L151 219V215H149L148 214V211H147V208H145V206H139V208H135L134 209V207H132V201L130 200V198H131V194L130 193H128V190L126 189V184H125V182L123 181V178H122V176H121V174L119 173V171H118V169H117V167H115V165L114 164H112L111 162H109V161H107L106 160V156L104 155V154H101V153H99V152H95V151H97V144L96 143H94V140H96L97 139V137H95L94 136V140H93V137L91 136V134H89L88 132L90 131V129H87V130H89V131H87V137H85V136H82V134L84 135V134H86V132L85 133H78L77 135L76 134H74L76 131H74L75 129H73V128H71V129H69L68 127H67V125L65 126V121L62 119L63 117H59L58 118V116H63L61 113H62V110L61 109H63L64 108V106H66L67 105V103H68V101H70L71 100V98H69L68 99V97H70L71 95H67L68 97H66V99L65 100H67L66 102H64L65 100H64V95L62 96L60 93H54V91L52 90V89H47V88H43V86H42V88L43 89H45V92H43L42 93V91L40 90H38V89H40V88H38L37 86L39 85H36L34 82H30V80H32V76H34L35 75V73H36V75L39 73V69H44V67H46V61L44 60V58H40V57H38V60H37V55H36V51L39 49V48H41L40 47V44L38 43V42H36V40H35V42L37 43V45L39 46L38 47V49H34L33 48V50L31 49V47L33 46V47H35L36 48V44H35V46L33 45L34 44V42H32L31 41V43H33V44H29V45H31V46H28V44L26 43L25 45H23V47H25V46H27L28 48H23V47H20V43H18L16 40H14L13 42ZM42 41V40H41ZM67 41H68V43L69 44H67V45H65L66 43H67ZM79 41V40H78ZM78 41L76 42L77 44H73L74 46H76V45H78ZM90 41H89V43H90ZM120 41V40H119ZM118 41V42H119ZM16 42V44H15V46L13 45L14 43ZM61 42H63L62 44H61ZM94 42L96 43V41H95V39H94ZM106 42V43H105ZM126 42V41H125ZM99 43V42H98ZM121 43V42H120ZM124 41H122V45H121V48H123V47H125V45L124 44H126V45H129L127 42L126 43H124ZM130 43V42H129ZM12 44V45H11ZM18 44V45H17ZM103 44V45H102ZM132 44H134V41L132 42ZM102 45V46H101ZM124 45V46H123ZM130 45H131V43H130ZM188 46H186V47H189V44H187ZM8 46V47H7ZM79 46V45H78ZM96 46V45H95ZM98 46H99V44H98ZM97 46V47H98ZM123 46V47H122ZM6 47L8 48L7 50H6ZM16 47V48H15ZM19 47V48H18ZM66 47V48H65ZM77 47V46H76ZM111 47H112V44H111V46H110V49H108L107 50V56H108V53H109V55H110V53H111ZM127 48H123L121 51H117V53L118 52H122L121 53V55L123 54V51L125 52V54H127V53H130V52H133V48H131V47H133V45H131V46H129V50H130V48L131 49H133V50H131V51H129L128 52V50H127V52L125 51L126 49H128V46H126ZM185 47V46H184ZM183 47V48H184ZM185 47V48H186ZM41 48V49H42ZM100 48L98 49L97 48V50L98 51H96V52H91L90 53V55L93 53L94 55H96V53H98L99 54V56H100V53H101V55L103 54V53H105V51L102 53L101 51L102 50H100ZM14 49V50H13ZM17 49H19V50H16ZM23 49V50H22ZM41 49H39L40 51H41ZM67 49V50H68ZM189 49V48H188ZM191 49V48H190ZM38 50V51H39ZM43 50L41 51L42 53H43ZM164 50H166V49H164ZM172 50V51H171ZM178 50H181V51H178ZM192 50V49H191ZM31 51V53H29ZM32 51H33V53H32ZM38 51H37V53H38ZM39 51V52H40ZM186 51H187V49H186ZM14 52H16V53H14ZM23 52V53H22ZM12 53V54H11ZM19 53V54H18ZM21 53V54H20ZM105 53V54H106ZM119 53V54H120ZM189 53H191V52H189ZM16 54H18L17 56H16ZM31 54H35L34 56L33 55H31ZM40 54V53H39ZM92 54V55H93ZM97 54V55H98ZM125 54L123 55V56H125ZM192 55H193V53H191ZM90 55H88V58L89 57H91ZM187 55V54H186ZM19 56V57H18ZM30 56H31V58H33V57H35L34 59H36V60H34V59H31L30 58ZM33 56V57H32ZM103 56H105L104 54H103ZM107 56H105L106 57V59L108 58V59H110V57H107ZM119 56V55H118ZM16 57V58H15ZM92 57H94V56H92ZM97 57V56H96ZM128 57V56H127ZM187 58V61H184V60H186V59H184V58ZM26 58H27V60H26ZM77 58H78V61H77ZM97 58H99V57H97ZM124 59V57H122V56H120V57H118V59H119V61H117V64L119 65V66H121V65H123V66H125L124 65V63L123 64H121L122 62H125V61H123L122 59ZM192 58V57H191ZM28 59H30V60H28ZM40 59L41 60H44V61H40ZM76 59V61H74ZM94 59H95V57H94ZM94 59H92L91 58V60H89V64L88 63H85V64H87V65H90V61H94ZM105 59V60H106ZM107 59V61L105 62V60H104V57H103V59H102V61L103 62H105V63H103V66H104V68L103 69H105V67L107 66L106 64H107V62H109V65H110V67H112L111 65H114V64H111V63H114L113 61L111 62V60H108ZM128 59V58H127ZM126 58L124 59V60H127ZM34 60V61H33ZM192 60V59H191ZM31 61V62H30ZM36 61V62H35ZM83 61H85V60H83ZM95 61H97L96 59H95ZM120 61H122V62H120ZM134 61V60H133ZM133 61L131 60V59H129V62H132V64L131 65H133V66H135V63H133ZM189 61V62H188ZM30 62V63H29ZM45 64L44 65V67H42L41 68V66H43V64ZM45 62V63H44ZM77 62V63H76ZM82 62V63H81ZM88 62V61H87ZM111 62V63H110ZM128 62V63H129ZM135 62V61H134ZM192 63H191V65L193 64V62H194V64H195V60L194 61H191ZM120 63V64H119ZM183 63H185V64H183ZM126 64H127V62H126ZM198 64V63H197ZM196 64V65H197ZM108 65V66H109ZM130 65V66H131ZM164 65H168V63H165ZM195 65V66H196ZM27 66V67H26ZM33 66V67H32ZM38 66L40 67V68H38ZM107 66V67H108ZM122 66V67H123ZM194 65L192 66V67H195ZM107 67H106V69H107ZM127 67H128V69H127ZM127 67H126V69L128 70V74H129V72H131L132 73V76L134 75V73H137V72H134L133 73V71H135V68H131L133 71H131V69L129 68V64L127 65ZM132 67V66H131ZM136 67V66H135ZM138 67V66H137ZM187 67H188V65H187ZM190 67V66H189ZM197 67H199V66H197ZM196 67V68H197ZM38 68V69H37ZM142 68V67H141ZM72 69V68H71ZM101 69H102V67H101ZM109 69V68H108ZM130 69V70H129ZM138 70H140V68H137ZM191 69H193V68H191ZM38 70V71H37ZM70 70V69H69ZM180 70H179V72H177V74H182V76L184 75L183 74V72H180ZM196 70V69H195ZM195 70L193 71V72H195ZM200 70H202L201 69V67H200ZM34 71V72H33ZM36 71V72H35ZM141 71H143V73H141ZM141 71H139L140 73H139V77L140 78H145V71H144V69L142 68V70ZM171 71V70H170ZM192 71H190L189 72V74H191V76L193 75V74H195V73H197V72H195V73H193ZM196 71H198L199 72V70H196ZM188 72V71H187ZM203 72V71H202ZM34 73V74H33ZM41 73V72H40ZM170 73V72H169ZM176 73V72H175ZM174 72H171L170 74H172V76H174L173 74H175ZM141 74L142 75H145V76H142L141 77ZM176 74V77L178 78V75ZM205 74V73H204ZM203 73H202V75L204 76L203 78L201 77V79H204V78H206L205 76L206 75H204ZM35 75V76H36ZM131 75V74H130ZM196 75V74H195ZM201 75V74H200ZM134 76H136V75H134ZM190 76V77H191ZM31 77V78H30ZM159 77V75H156V76H154V77H151L150 78V80H151V82H153L154 83V85H153V83H152V85H150L151 83H149L150 81H149V78L147 77V79H148V81L149 82H146V81H144V80H142V81H144L143 83L146 85V87H148V89L149 88H151V87H153V97H155V99H154V101L152 102L151 100L153 99H151V100H149V101H151L150 103H151V105L152 106H154L153 104H156V103H158V105H161V108L163 109V111L164 112H167L168 110H166V106H164L165 104L167 105V103H166V101L164 102V98H166L165 97V95L167 94V95H170V93H168V90L166 91V88L165 89H163V85H160L161 83V80H159L160 78H158ZM175 77V78H176ZM197 77L199 78L200 76L197 74ZM179 78H181V76L179 77ZM198 78H196L195 76H194V78H188L187 80L189 81V83H186V85H185V88H186V86H187V84H190V79L192 80H194V79H197V80H195V81H200V79L198 80ZM133 79V78H132ZM131 79V80H132ZM135 79V78H134ZM146 79V78H145ZM146 79V80H147ZM154 79H158V80H155L154 81ZM137 80H139L138 79V76H137ZM136 80V81H137ZM133 81V80H132ZM142 81L140 82V80L138 81L139 82V84H138V86L140 85V83L142 84ZM188 81H186V82H188ZM194 81V82H195ZM204 81H205V79H204ZM137 82V83H138ZM193 82V81H192ZM207 82H210V80H207L206 79V84L204 85V86H206L207 85ZM133 83V82H132ZM200 83V82H199ZM202 83V85H200V87L198 86L197 88H196V82H195V86H194V88L192 89L193 90V95H194V90H196V92H198L199 93V95H198V93L197 94H195L194 96H196V97H198L199 96V98H200V95L201 94H206V96L208 97L209 95H211V93L213 92V91H210V90H212V88H211V83H209V86L207 87H205V88H203L204 86H203V82H201ZM200 83V84H201ZM35 84V85H34ZM198 84V83H197ZM131 85H133V84H131ZM183 85V84H182ZM182 85H176L177 86V88L179 87V86H181L180 88L182 89ZM30 86V87H29ZM34 86H36L35 88H34ZM136 87H137V84L135 85ZM140 86H142V85H140ZM151 86V87H150ZM171 86V85H170ZM172 86H174V85H172ZM171 86V87H172ZM191 86V85H190ZM193 86H191V88L193 87ZM144 87V86H143ZM145 87V89L144 90H146L147 88ZM184 87V86H183ZM202 87V88H201ZM209 87L211 88V89H209ZM28 88H29V90H28ZM41 88V89H42ZM130 87H128V88H126V90H125V92L124 93H126L127 95L129 94V95H132V94H130L129 92L131 91L130 89H129ZM132 88H134V86H132ZM131 88V89H132ZM139 88V87H138ZM142 88V87H141ZM140 88V89H141ZM174 88H176L175 86H174ZM188 88V87H187ZM191 88L189 89V93H192V91H191ZM200 90H199V89ZM28 90V92H27V90ZM32 89H36L34 92H36V93H34V92H31V90ZM129 89V90H128ZM147 89V90H148ZM167 89H171V88H169V87H167ZM181 89H180V91H181ZM184 89V88H183ZM49 90V91H48ZM112 90H114L113 88H112ZM112 90H111V92H112ZM116 90V89H115ZM118 90V89H117ZM133 90V89H132ZM134 90L136 91V89L134 88ZM133 90V91H134ZM147 90H146V93H148L147 92ZM163 90V91H162ZM165 90V91H164ZM186 89H184V90H182L183 91V93H185L186 91H185ZM33 91V90H32ZM38 91V92H37ZM44 91V90H43ZM52 91V92H51ZM133 91H131V93L133 92ZM170 91V90H169ZM175 91V90H174ZM176 91H179L178 89L176 90ZM175 91V92H176ZM179 91V92H180ZM185 91V92H184ZM207 91V92H206ZM41 92V93H40ZM111 92H109V93H111ZM114 92V96H115V93L117 92H115V91H113ZM120 92V91H119ZM137 92H140V91H138V89H137V91H136V95L138 96L139 94L137 93ZM167 92V93H166ZM174 92V93H175ZM178 92V93H179ZM195 92V93H196ZM204 92V93H203ZM38 93V94H37ZM46 93V94H45ZM94 93H97L96 91L94 92ZM108 93V92H107ZM118 93V92H117ZM116 93V94H117ZM124 93H122L121 92V97L119 96V93H118V95H116V96H119V100L120 101H118V103H117V101L116 100H118V99H116L115 100V105H113L114 103H111L113 106H110L111 107V109H110V111L108 110V109H104L103 111L101 110L100 111V114L102 113V112H104L105 110V113H102L103 115L101 116V118H103V119H100L99 121H101V120H103V121H101V123H99V122H97V123H94L92 120L90 121L89 120V124H90V126L92 125L91 123L93 122L94 124H96V125H94L93 124V126H95V127H98L97 126V124L98 125H100V124H102L103 126H101L100 125V127H101V129L102 130H100V132H103L104 130L106 131H108V129H109V131H110V128L112 127V126H110L109 128H108V124H110V125H113L112 124V122H115V123H117L118 125H120L119 123H123V121H124V119L126 118V116L125 115H127L128 116V114H126L127 112V109H128V111L129 112H131L130 110H131V104H133V106H134V104H136V103H139L138 102V97H137V99H134V98H136V97H134V95H132L133 96V99L134 100H131V98H132V96H130L129 97V95L127 96H124ZM143 93V92H142ZM141 93V94H142ZM145 93V94H146ZM164 93H166V94H164ZM177 93V92H176ZM189 93H187V94H189ZM216 92L214 91L213 92V94H214V97H215V94ZM35 94V95H34ZM40 94V95H39ZM49 94H51V95H49ZM57 96H56V95ZM111 94H113V93H111ZM123 94V95H122ZM144 94V93H143ZM142 94V95H143ZM172 94L173 93H171V96H172ZM180 94V93H179ZM181 94H182V92H181ZM49 95V96H48ZM55 95V96H54ZM98 95V94H97ZM97 95H91V96H93V97H97ZM109 95V94H108ZM142 95H140V98L142 97ZM175 95V94H174ZM198 95V96H197ZM100 96V97H99ZM98 97H97V100H98V98H101V95H99ZM105 96H107V94L105 95ZM105 96H103V94H102V97H104L105 99L104 100H106V101H104L103 99H101V101H102V104H100L101 106L100 107H102V105H103V107H102V109L104 108V107H107V106H105L106 104H108L107 103V101L109 102V100H107L108 98V96L107 97H105ZM144 96V95H143ZM177 96V95H176ZM202 96V95H201ZM213 96V95H212ZM211 96V97H212ZM36 99H35V98ZM93 97H89V99H90V101L92 102H96V99L95 98H93ZM145 97H149V96H147V94L145 95ZM144 97V98H145ZM195 97V98H196ZM210 96L208 97V100H209V104L211 105V107H212V109L214 110V111H216L218 114H220V115H222V116H225V115H227V116H229L228 114H226L227 112H226V110L220 105V104H218V103H216L213 99H215V98H211ZM59 98V99H58ZM92 98H93V100H92ZM113 97H112V95H111V98H109V99H112ZM129 98H130V100H129ZM139 98V99H140ZM143 98V97H142ZM143 98V99H144ZM89 99H88V101H89ZM95 99V100H94ZM148 98H146V100H147ZM150 99V98H149ZM198 99V98H197ZM62 100H63V102H62ZM113 100H114V98H113ZM128 100H129V102H130V105H129V102H128ZM136 100V101H135ZM141 100V99H140ZM139 100V101H140ZM89 101V104L91 103ZM100 101V102H101ZM132 101H133V103H132ZM143 100H141V102H142ZM92 102V103H93ZM98 102H99V100H98ZM99 102V103H100ZM106 102V103H105ZM135 102V103H134ZM140 102V103H141ZM147 102V101H146ZM155 102V103H154ZM66 103V104H65ZM99 103H98V105H99ZM105 103V104H104ZM110 103V102H109ZM139 103V104H140ZM143 104L145 103V102H142ZM142 103H141V105H142ZM153 103V104H152ZM62 104H63V106H62ZM89 104H87V105H89ZM95 105H93V104H91L92 106H91V110L93 109L92 107L93 106H95L94 108H96V105H97V103H94ZM116 104H118V106L116 105ZM139 104H137L136 106L137 107H135V108H138V110L137 111H139V113H140V111L142 110V108L140 109V105ZM149 104V103H148ZM125 105L127 106V107H125ZM131 107L130 108V110H129V106ZM151 105H148V107H151L150 109H152L153 107L151 106ZM139 106V107H138ZM143 106H145L146 107V105L144 104ZM142 106V107H143ZM61 107H63V108H61ZM98 107V106H97ZM115 107V108H114ZM124 107V108H123ZM170 106L169 105H167V109L169 108ZM61 108V109H60ZM113 108V109H112ZM123 108V109H122ZM134 108V109H135ZM126 109V110H125ZM133 109V110H134ZM149 109V108H148ZM150 109H149V111H150ZM57 110L58 111H61L60 113L59 112H57ZM136 110V109H135ZM134 110V111H135ZM143 110H145L146 111V109H144V107H143ZM142 110V111H143ZM56 111V112H55ZM109 111V112H108ZM124 111V113H125V115H124V119H123V114L124 113H122ZM172 111H175L174 109H172ZM93 112H95V111H93ZM146 112H148V111H146ZM145 112V113H146ZM54 113V114H53ZM56 113V114H55ZM96 113V112H95ZM108 113V114H107ZM119 113H120V115H119ZM132 113V112H131ZM138 113V114H139ZM150 112H148L147 114H149ZM110 114V115H109ZM122 114V115H121ZM134 114V113H133ZM147 114H145V115H147ZM51 115V116H50ZM58 115V116H57ZM105 115V116H104ZM55 116V117H54ZM133 116V115H132ZM132 116H131V118H132ZM229 117H231V116H229ZM119 118V119H118ZM128 118V117H127ZM127 118L125 119V120H127ZM137 118H139L138 120H140V117H138L137 116ZM136 117H135V119H137ZM146 119H145V122H149V118H148V116L147 117H145ZM148 118V119H147ZM195 117H193V118H191V119H193V122L190 120V119H187V120H185V119H179V121H178V125H179V129H180V133H179V139H183V141L182 142H184L183 143V145H185L184 147H187L186 149H188V150H193V151H195L196 152V150H199L200 148H201V145H200V143H198V140H195V141H191V139L189 140V138H193L192 137V135L190 134V132L191 131H189L191 128H192V125H194V123H196L195 121H196V118L194 119ZM110 119V120H109ZM119 121H118V120ZM233 119V118H232ZM61 120V121H60ZM104 120H106V121H104ZM111 122H109V121ZM123 120V121H122ZM133 120H134V118H133ZM121 121V122H120ZM135 122L137 121V120H134ZM237 121H239V120H237ZM109 122V123H108ZM139 121H137L136 123H138ZM107 123V124H106ZM63 124V125H62ZM117 124H114V125H117ZM118 125L116 126V128H118ZM122 125V124H121ZM99 127V128H100ZM103 127V128H102ZM114 127V126H113ZM40 128H41V130H47L46 131V135H47V132H51V131H54V133L52 132V133H50V135H48V137L45 135H43V134H39L40 132L42 133V131H40ZM66 128H68V129H66ZM90 128H92V127H90ZM104 128H106V129H104ZM108 128V129H107ZM115 127H114V129H116ZM37 129H38V131H39V133H38V135L36 134L37 132ZM66 129V130H65ZM95 129L96 128H94L93 130V132L92 133H94V132H96V133H100V132H97V129H96V131H95ZM113 129V128H112ZM121 129V128H120ZM182 129H183V131H182ZM72 130V131H71ZM117 130H119V128L117 129ZM117 130H116V132H117ZM66 131L68 132V133H66ZM109 131L108 132H106V133H109ZM112 131H114V130H112ZM120 131V130H119ZM181 131H182V133H181ZM45 132V131H44ZM74 132V133H73ZM91 132V131H90ZM64 133L66 134V135H64ZM77 133V132H76ZM112 133H114V132H112ZM119 133V132H118ZM140 133H141V131H140ZM137 133L138 135H136V137H135V139H133L131 142H130V144H129V146H130V150H132L131 151V159H132V161H133V163H135V161H138V162H136V163H138L139 164V167H143L142 165L144 164V158L145 157H147V155H148V152H147V150H148V147H150L151 149H152V147H153V151H155L156 150V158H157V161L159 162V164L161 165V167H163L164 168V171H165V174H169V175H171L172 176V178H171V182H175L174 184H175V187H176V190H178V192L179 193H183V192H186V191H188V190H190V189H195L196 188V184L194 183V182H192L191 180H188L187 178H188V174L187 173H185L184 172V170H180V169H176V170H174V167H173V165L171 164V163H169V160H167L166 159V157L165 156H163V154H161V151H160V149H159V145L157 144V143H159L160 141L162 142L163 140L165 141H171V142H173L174 143V141L176 142V138L177 137H175V135H174V132L173 131H171V129H169V128H166V129H149V130H147V133H146V135H145V142H146V144H147V142H148V147L147 146H145V145H141L140 143H141V141H144V140H142L143 139V134H145V133ZM95 134V133H94ZM103 134L105 135V133L103 132ZM115 134V133H114ZM117 134V133H116ZM38 137H37V136ZM40 135L42 136V137H40ZM51 135H52V137H51ZM99 134H97V136H98ZM100 135H102V133L100 134ZM110 135H112L111 133L110 134H106L105 136L106 137H109ZM181 135V136H180ZM37 138H36V137ZM191 136V137H190ZM33 137V138H32ZM35 137V138H34ZM112 137V136H111ZM113 137H114V135H113ZM115 137H117V136H115ZM181 137V138H180ZM51 138V139H50ZM90 138V139H89ZM105 138V137H104ZM32 139V140H31ZM35 139H36V141H35ZM106 139V138H105ZM107 139H109V138H107ZM159 139V140H158ZM93 140V141H92ZM48 141V142H49ZM55 141V142H54ZM91 141V142H90ZM155 141H157V142H155ZM22 142V143H21ZM25 142H26V144H27V142H28V144L26 145L27 147L28 146H30L31 148V153L28 151V149H29V147L27 148H23L22 147V144H24L23 146L25 147ZM96 142V141H95ZM3 144V145H2ZM96 144V145H95ZM202 144V143H201ZM2 145V146H1ZM5 145V146H4ZM41 145V144H40ZM43 143H42V147H43ZM101 145V144H100ZM152 145V146H151ZM158 145V146H157ZM63 146V147H64ZM102 146V145H101ZM158 148H157V147ZM32 147H35V148H38L37 150H35V148H32ZM96 147V148H95ZM146 147V148H145ZM217 146H215L214 144H205L204 145V149H203V151H199L200 153L199 154H201V153H204V157L206 158V160H207V169L209 170V172H208V176L211 178V179H215V180H218L219 181V183L222 185V186H224V187H226V189H227V191H232L233 192V197L234 198H236V199H238V200H240V201H243V202H246V203H250V204H254L253 202H254V200H252L251 198H249V197H247V195L249 194L248 193V191L246 190V188L245 187H241V188H238V189H233L232 188V186H231V183L229 182V181H227V179L225 178V176H223V175H221V173L216 169V167L217 166H219L220 164H223V165H228V163L229 164H231L230 163V161L228 162L227 160H224V159H218V157L216 158V157H214L213 155H212V152H213V149H215ZM40 148V149H39ZM156 148V149H155ZM33 149L35 150V151H33ZM158 150V151H157ZM32 151H33V153H32ZM192 151V152H193ZM30 153V154H29ZM46 153V152H45ZM45 153H44V155H43V153H42V155H43V157L42 158H44V156H45ZM51 154L49 155V158L52 156L53 157V155H54V153L55 152H50ZM146 155V156H145ZM144 156V157H143ZM150 156V155H149ZM149 156H148V160L150 159L149 158ZM221 158V157H220ZM27 159V160H26ZM48 159V160H47ZM142 159V160H141ZM42 160V159H41ZM222 160V161H221ZM25 161V162H24ZM232 161V160H231ZM52 162V163H51ZM143 163V164H140V163ZM23 163V164H22ZM26 163V164H25ZM73 164V165H72ZM24 165V166H23ZM71 165V166H70ZM34 166V167H35ZM46 169H45V168ZM12 168V169H11ZM44 168V169H43ZM14 169V170H13ZM24 169V170H25ZM29 169H27L26 171H21V173L22 172H27ZM37 169H39V170H37ZM49 171H48V170ZM52 169V170H51ZM69 169H71V170H73V172L72 171H70ZM168 169V170H167ZM16 170V171H15ZM66 170H69L70 171V173L71 174H76V176H77V174L79 173L78 171H80L81 172V176L80 175H78V176H80V179L79 178H77V179H79V181H77V179L75 178L74 179V181H73V178L72 177H70V174H69V171H67L66 172ZM77 170V172H74V171H76ZM173 170V171H172ZM180 170V171H179ZM13 171H15V173L13 172ZM51 171V172H50ZM140 171H143V170H141L140 169ZM37 172V173H36ZM48 172V173H47ZM50 172V173H49ZM98 172H99V174H98ZM181 172V173H180ZM33 173V174H34ZM40 173V174H39ZM46 175H45V174ZM84 173V174H83ZM86 173V174H85ZM167 174V175H168ZM86 175V176H85ZM99 175V176H98ZM168 175V176H169ZM1 176V175H0ZM45 176V177H44ZM47 176L49 177V178H47ZM52 176V175H51ZM83 176V178H81ZM85 178V179H84ZM45 179V180H46ZM186 179H187V181H189V182H187L186 181ZM173 180V181H172ZM77 181V182H76ZM91 183V184H90ZM95 185H94V184ZM84 184H87V185H84ZM88 184L91 186V187H93V192L91 193V199H90V203L91 204H88V206H87V201H84V200H86V198H87V195L85 194V192H87L88 190H90L91 188H89L90 186H88ZM173 184V183H172ZM74 185H76V186H74ZM93 185V186H92ZM12 186V187H11ZM16 186V187H15ZM56 186V187H55ZM58 186V187H57ZM87 186H88V188H87ZM26 189H28V188H26ZM78 189H81V190H78ZM127 190V191H126ZM84 191V192H83ZM17 192V191H16ZM81 192L79 193V194H81ZM71 193L74 195V198H70V195H71ZM68 194V195H67ZM93 194V195H92ZM18 196H19V198H21V197H23V194H22V196H21V194H18ZM83 198H84V200H83ZM184 199H186L185 197H183ZM2 199V197L0 198V200ZM23 199V198H22ZM66 199V198H65ZM70 200V201H69ZM97 200V201H96ZM105 201V202H104ZM98 204H97V203ZM107 202V203H106ZM100 203V204H99ZM101 204H102V206H101ZM106 205V207H105V205ZM127 205L128 206H130V207H127ZM124 206V207H123ZM253 205H251V207L249 206V209H247V211H246V213L248 214L249 212L250 213H252V211H254V207H252ZM97 209H96V208ZM100 207V208H99ZM105 209H104V208ZM124 208V210H125V208H126V210H125V212L122 210L123 208ZM102 208V209H101ZM252 208H253V210H252ZM106 209H109V211L108 210H106ZM143 209V210H142ZM103 210H106V211H103ZM145 210V211H144ZM5 210H4V207L2 208V209H0V219L4 216V212ZM112 212L111 214L109 213V212ZM106 212V213H105ZM141 212V213H140ZM102 214V216H101V214ZM206 212H202L201 214L202 215H205L206 217H207V220H209V223H208V225L206 224H204L205 223V221H203L201 224H202V228H203V231L205 230V232L204 233H206L205 235L207 236V238H209V240L211 241L212 240V242L214 241L215 242V244L214 245H216L215 247L219 250H223V248H224V246L226 245V243H227V248H228V246L230 247V246H232L233 245V240H232V244H231V239L229 238V236H228V234L227 233H223L222 231H220V230H216V228L214 227L215 226V224L214 223H212V222H210V221H212V219H213V216H211L210 215V213H206ZM105 214V215H104ZM106 214H110L109 216L108 215H106ZM143 214V215H142ZM107 216V217H106ZM112 218V219H111ZM203 220H204V218H202ZM104 220V221H103ZM107 223V224H106ZM119 224V225H118ZM118 225V226H117ZM217 226V225H216ZM115 227V228H114ZM116 227H117V229H116ZM229 227H231L232 228V226L231 225H228V228ZM6 229L8 230V232H10L11 234H13L14 235V237L19 241V244L17 245V248L19 249V247H20V249H22V248H26L27 247V251H29L30 249V251L29 252H32L34 249H35V247H36V245H38V242L36 241V240H32V238H33V235L32 234H30L29 232H31V230H30V228H27L26 227V225L25 224H21V223H19V222H13V223H8L7 225H6ZM230 229V228H229ZM162 230V231H161ZM115 232L116 233V235L117 236H115V235H113V234H111V233H113V232ZM165 233V234H164ZM92 235V236H91ZM88 237V236H87ZM31 238V239H30ZM60 238V237H59ZM167 238V239H166ZM57 239H58V236H57ZM70 239H71V241H74V238L73 237H69V242H71L70 241ZM73 239V240H72ZM87 239H89V238H87ZM228 239V240H227ZM229 239H230V241H229ZM230 243H229V242ZM40 243V242H39ZM9 243H6V242H4V246L2 245V242L0 241V264H12L14 261H13V259L12 258H8V256H7V253L9 252V251H11V249L10 248H12V247H10L9 248V251H8V247L9 246H11V245H8ZM43 245H45L44 243H42ZM40 245V247L41 246H43V245ZM229 244V245H228ZM28 247H32V248H28ZM223 247V248H222ZM226 247V246H225ZM5 248H6V250H5ZM44 248V247H43ZM45 248H46V245H45ZM222 248V249H221ZM33 249V250H32ZM45 250V249H44ZM6 251V252H5ZM8 251V252H7ZM45 252V251H43V249H42V247L40 248V252H38V253H36V256H33V255H35V254H32V257L30 256L29 257V259L31 260L32 259V261H33V259L34 258H36V257H43L44 256V254L42 253V252ZM71 253H69L70 255H73L72 254V251H70ZM122 252V253H121ZM42 253V254H41ZM233 253V252H232ZM236 252H234V257L236 256V258H233V256H232V254H231V256H232V258L233 259H235V260H239V257L235 254ZM121 254V255H120ZM125 254V255H124ZM257 254H259V253H256V255H254V256H256V257H262V255H263V253H261L260 255H258L257 256ZM38 255V256H37ZM77 257L76 256H74L73 258H67L68 259V262L71 260L72 262H74L75 264H78L79 263V260L78 259H76ZM128 258V259H127ZM262 258H264V257H262ZM11 261H13L12 263L10 262V260ZM42 259H44V258H42ZM67 259H66V261H67ZM127 259V260H126ZM7 260H8V262H7ZM75 260V261H74ZM6 261V262H5ZM70 261V262H71ZM69 262V263H70ZM119 262V263H118Z\"/></svg>","mask_w":264,"mask_h":264}]
</instances>
